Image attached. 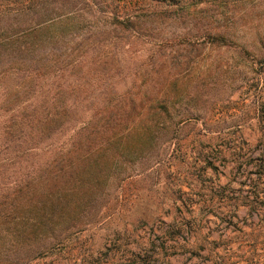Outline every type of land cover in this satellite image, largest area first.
Masks as SVG:
<instances>
[{"label": "rangeland", "instance_id": "rangeland-1", "mask_svg": "<svg viewBox=\"0 0 264 264\" xmlns=\"http://www.w3.org/2000/svg\"><path fill=\"white\" fill-rule=\"evenodd\" d=\"M19 1L1 0V9ZM193 2L185 21L190 32L200 35L206 16L222 15L219 28L209 32L225 30L229 41L165 50L173 136L162 129L151 146L121 141L109 149L121 151L124 160L113 164L101 188L93 187L95 199L63 212L46 233L61 240L41 258L29 259L36 245L24 241L17 264H264V0ZM198 15L200 22L189 18ZM78 16L77 22L88 19ZM155 24L147 29L182 31L178 23ZM87 36L84 27L68 35L60 51L66 58L41 89L50 88L46 94L61 111L111 110L107 99H119L131 85L135 93L143 90L144 72L157 76L146 37L130 33L122 46L102 44L94 56L98 48ZM181 116L185 121L176 124Z\"/></svg>", "mask_w": 264, "mask_h": 264}, {"label": "trees", "instance_id": "trees-1", "mask_svg": "<svg viewBox=\"0 0 264 264\" xmlns=\"http://www.w3.org/2000/svg\"><path fill=\"white\" fill-rule=\"evenodd\" d=\"M135 1L20 0L8 8L10 11L1 9L0 3V78L5 83H1L0 95L6 97L0 102V264H17L16 253L24 241L35 243L34 256L29 258L35 260L59 243L60 237L46 233L53 232L67 208L83 199L87 203L95 199L93 187L101 188L113 164L124 160L121 151L108 152L119 147L117 143L151 146L162 129L172 131L173 136L169 109L172 81L163 69L168 59L166 49L180 43L229 41L225 30L209 32L219 28L216 24L222 15L206 16L208 23L200 35L190 32L185 21L189 20L187 11L196 6L194 0ZM85 14L88 19L84 23L74 20L78 15L83 19ZM189 18L196 20L199 15ZM151 23H178L182 31L166 33L162 26L160 33L153 27L151 32L147 29ZM83 27L88 33L85 39L98 48L94 56L101 54L103 45L122 46L130 33L146 37L144 42L159 63L157 76L144 72L142 82L148 85L143 90L135 93L131 85L119 99H107L106 105L113 104L111 110L103 108L90 114L61 111L59 101L46 94L50 88L41 89L49 80L48 74H55L60 69L58 62L66 58L60 51L70 42L68 35ZM44 33L49 36L41 43L38 40ZM47 61L50 68L45 67ZM7 75L12 82L6 81ZM183 117L176 124H182ZM67 129L68 136L57 141ZM260 144L264 156V142ZM261 171L264 174L263 168ZM43 236L54 242L42 241Z\"/></svg>", "mask_w": 264, "mask_h": 264}]
</instances>
